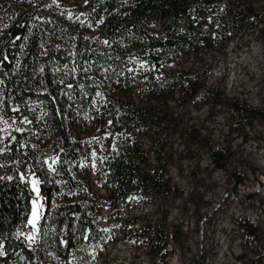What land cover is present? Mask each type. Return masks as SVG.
<instances>
[{
    "label": "trees",
    "instance_id": "1",
    "mask_svg": "<svg viewBox=\"0 0 264 264\" xmlns=\"http://www.w3.org/2000/svg\"><path fill=\"white\" fill-rule=\"evenodd\" d=\"M218 1L0 0V264H95L105 239L130 240L153 264H166L184 246L182 227L166 230L163 210L155 223L124 213L128 200L142 196L161 209L181 201L197 212L193 194L184 197L169 174L179 156L206 155L233 188L244 184L246 175L229 167L230 143L185 118L204 100L211 113L223 112L227 136L246 141L264 125V111L206 85L204 50L218 49L224 29L213 22L201 33L189 12ZM227 1L223 16L236 30L253 17L264 27L252 3ZM176 58H192L199 71L166 69ZM20 120L28 128L8 130ZM31 180L44 198L28 240L20 233ZM236 226L246 242L261 240L250 221Z\"/></svg>",
    "mask_w": 264,
    "mask_h": 264
},
{
    "label": "rangeland",
    "instance_id": "2",
    "mask_svg": "<svg viewBox=\"0 0 264 264\" xmlns=\"http://www.w3.org/2000/svg\"><path fill=\"white\" fill-rule=\"evenodd\" d=\"M247 1L252 3L258 16L264 15V0ZM227 5L220 0L207 8L198 2L189 12L199 23L201 33H207L213 22L214 27L223 25L224 29L218 49L204 50V59L210 68L206 85L218 87L225 96L264 111V27L258 17H253L236 30L223 16ZM198 11H204L202 19L197 17ZM166 69L199 71L192 58H176ZM204 102L193 103L185 112V118L203 133L210 134L216 143H230L234 155L229 167L246 175L244 184L233 188L224 172L212 169L206 155L195 154L193 160L179 159V156L169 168V174L184 197L193 194L197 212L192 205L184 208L181 201L170 200L163 202L161 209L158 201L142 196L131 197L128 206L121 210L129 215L144 216L152 223L157 222L163 210L167 216L166 230L172 231L174 225L182 227L186 237L184 246L174 248L166 264H264V125L255 124L246 141L239 136H227L223 112L211 113ZM7 128L16 130L28 126L20 120L13 121ZM144 148H148L146 141ZM197 157H200L199 165L196 164ZM86 172L94 178L92 166H88ZM30 188L34 199L24 223V233H20L28 240L32 239L35 223L43 211L44 198L35 180L30 181ZM106 216L107 213H102L103 218ZM241 219L250 221L257 228L261 234L259 242L245 241L236 226V221ZM104 225L108 226L106 222ZM246 247L252 252L247 257L244 255ZM96 250L95 264H153L130 240L111 243L105 239Z\"/></svg>",
    "mask_w": 264,
    "mask_h": 264
},
{
    "label": "built area",
    "instance_id": "3",
    "mask_svg": "<svg viewBox=\"0 0 264 264\" xmlns=\"http://www.w3.org/2000/svg\"><path fill=\"white\" fill-rule=\"evenodd\" d=\"M221 3H223V4L227 3L228 4V2L226 0H221Z\"/></svg>",
    "mask_w": 264,
    "mask_h": 264
}]
</instances>
